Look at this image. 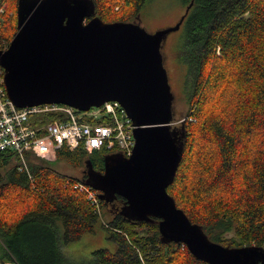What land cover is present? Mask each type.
Returning <instances> with one entry per match:
<instances>
[{
	"label": "trees",
	"instance_id": "1",
	"mask_svg": "<svg viewBox=\"0 0 264 264\" xmlns=\"http://www.w3.org/2000/svg\"><path fill=\"white\" fill-rule=\"evenodd\" d=\"M92 1L94 15L112 21L134 19L149 0ZM179 1L189 6L178 52L188 109L177 125L183 150L167 191L210 239L264 246V0ZM15 5L0 0V49L15 31ZM42 115L31 119L54 117ZM106 152L62 144L53 157L25 152L23 166L0 150L1 261L69 264L62 246L100 228L113 249H94L88 264H207L185 244L161 240L156 217L123 216L118 194L99 198V217L73 187L85 174L55 168L58 160L79 166L87 158L102 171Z\"/></svg>",
	"mask_w": 264,
	"mask_h": 264
},
{
	"label": "water",
	"instance_id": "2",
	"mask_svg": "<svg viewBox=\"0 0 264 264\" xmlns=\"http://www.w3.org/2000/svg\"><path fill=\"white\" fill-rule=\"evenodd\" d=\"M188 8L174 24L150 32L139 14L102 20L92 0H16V28L0 49L2 83L19 107L55 102L86 110L118 101L135 125L132 151L104 153L102 171L86 158L84 182L99 198L124 197L119 212L128 219L156 217L161 240L185 244L207 264H264V246L210 239L167 191L181 159L183 131L173 125L162 45Z\"/></svg>",
	"mask_w": 264,
	"mask_h": 264
},
{
	"label": "built area",
	"instance_id": "3",
	"mask_svg": "<svg viewBox=\"0 0 264 264\" xmlns=\"http://www.w3.org/2000/svg\"><path fill=\"white\" fill-rule=\"evenodd\" d=\"M48 112L54 117L31 119L33 115ZM134 127L116 100H106L86 110L55 102L16 106L6 95L0 67V150H11L23 166L25 152L46 157L53 155L62 144L70 148L81 146L87 152L103 147L107 152L121 151L129 155L135 143ZM73 187L84 191L100 217L97 190L81 180H76ZM0 264L14 263L0 260Z\"/></svg>",
	"mask_w": 264,
	"mask_h": 264
},
{
	"label": "rangeland",
	"instance_id": "4",
	"mask_svg": "<svg viewBox=\"0 0 264 264\" xmlns=\"http://www.w3.org/2000/svg\"><path fill=\"white\" fill-rule=\"evenodd\" d=\"M184 4L179 0H149L141 9V24L150 32L174 24L183 13ZM183 28L169 32L162 45L164 64L168 72L169 83L174 94L172 102L174 112L173 125H179L180 120L188 109V100L185 92V63L179 59V48L182 46ZM54 155V153H53ZM50 155L48 157H53ZM55 168L61 172L79 177L83 173L84 164L71 166L58 160ZM233 235L228 231L226 236ZM98 247L113 249V244L105 238L102 229L97 228L92 233H84L77 240L70 241L62 246L69 264H88L92 251Z\"/></svg>",
	"mask_w": 264,
	"mask_h": 264
}]
</instances>
